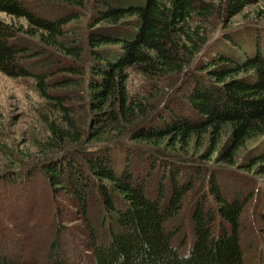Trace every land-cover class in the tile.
Here are the masks:
<instances>
[{"label":"trees","instance_id":"16d2710c","mask_svg":"<svg viewBox=\"0 0 264 264\" xmlns=\"http://www.w3.org/2000/svg\"><path fill=\"white\" fill-rule=\"evenodd\" d=\"M54 1L0 0L12 19L0 18V72L33 79L51 106L55 118L45 117L48 135L37 144L40 167L82 211L89 240L78 260L248 264L245 243L257 228L264 236V192L254 188L264 175V43L230 30L234 17L264 0ZM131 69L178 100L168 96L159 109L151 95L131 96ZM170 100L179 101L173 109ZM128 139L146 145L159 165H175L156 191L133 169L135 158H116L132 148ZM173 147H204L201 159L230 176L240 165L246 174L232 180L248 189L220 186L221 174L164 150ZM191 167L205 174L201 187L183 174ZM250 201V220L258 218L251 225ZM0 264L11 263L0 255Z\"/></svg>","mask_w":264,"mask_h":264},{"label":"rangeland","instance_id":"374dc122","mask_svg":"<svg viewBox=\"0 0 264 264\" xmlns=\"http://www.w3.org/2000/svg\"><path fill=\"white\" fill-rule=\"evenodd\" d=\"M48 1L55 2L54 0H24L28 5H34L33 3L38 5ZM0 18L12 21L2 13H0ZM19 22L24 23V21L17 23ZM231 24L234 29L230 32H233L235 36L241 38V34L253 33L258 37H256L257 41H261L263 44L264 2L248 7L243 14L234 17ZM79 25L81 24H75V26ZM242 28L247 32H238ZM219 37L221 34L217 32L214 34L213 40L217 41ZM221 45L218 43L216 46L221 47ZM128 88L131 96L140 99L151 95V102L155 106H159V109H162V102L168 96L176 97L178 100L173 91L163 90L162 93L165 95L162 96L161 89H155L154 85L146 81L135 69L130 70ZM177 102L173 105V101L170 100L169 104L172 109ZM183 105L179 107L180 111L184 107ZM78 108L83 119L85 117L84 107L79 105ZM45 117L55 118L51 106L37 90L35 81L25 78H10L0 72V255L8 259L11 264H83L78 259H83V252H88L85 249V244L89 239L87 225L81 215L82 211L76 207L77 203L67 199L64 193L60 194L61 191L55 189L50 179L41 172L40 165L43 158L37 144L48 135L47 127L44 124ZM127 142L132 148L126 152H116V158L120 159L122 163L128 157L135 158L133 169L145 172L149 189L152 188V191H156L159 183V186H163L162 181L169 175V166L173 168L172 170H176L175 165H170V162L159 165L155 161L156 159H149L148 155L145 156V150L148 148L146 145L131 140ZM163 147L165 146L163 145ZM132 150H135V155L129 154ZM164 150L168 154H176L185 158H199L198 161H203V164L209 166L215 175L221 174L219 182L222 187L226 186L235 190L238 187L242 189L240 184H243V187L249 184V182L245 184V180L242 178L237 183L232 180L237 173L246 174L240 165L232 167L230 176L223 172L224 167L213 158L210 161L202 160L201 156L206 153L204 147L199 151L194 147L185 150L176 147L170 148V150L164 148ZM249 150L251 148L244 150L241 155L247 156ZM161 165L162 167H157ZM191 168L186 170L187 172L184 171L183 174L195 178L198 181L197 185L201 187L199 181L205 174ZM247 176L253 178L256 177V173L250 170ZM204 180L207 185L208 178H204ZM257 180L258 185H255L254 188L257 187L264 192V175L259 176ZM205 188L208 191V188ZM242 191L244 190L242 189L239 193ZM253 206L250 201L244 213L245 221L249 225L255 219L252 216L253 219L250 220ZM255 220L257 221L258 218ZM257 229L256 235L249 240L252 243H245L248 264L264 262L263 258H260L264 254V236L261 235L259 228ZM251 253L253 254L250 255Z\"/></svg>","mask_w":264,"mask_h":264}]
</instances>
